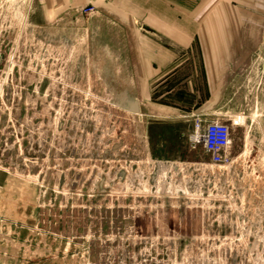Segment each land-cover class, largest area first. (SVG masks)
<instances>
[{
    "label": "rangeland",
    "instance_id": "obj_1",
    "mask_svg": "<svg viewBox=\"0 0 264 264\" xmlns=\"http://www.w3.org/2000/svg\"><path fill=\"white\" fill-rule=\"evenodd\" d=\"M45 7L0 0V264H264V0L191 16L148 97L123 94L96 9ZM199 121L229 127L228 163Z\"/></svg>",
    "mask_w": 264,
    "mask_h": 264
},
{
    "label": "crops",
    "instance_id": "obj_2",
    "mask_svg": "<svg viewBox=\"0 0 264 264\" xmlns=\"http://www.w3.org/2000/svg\"><path fill=\"white\" fill-rule=\"evenodd\" d=\"M215 1L224 0H56L61 7L44 12L72 17L94 7L89 28L108 53L109 70L123 94L148 97L175 71L177 53L195 38L190 17L207 13Z\"/></svg>",
    "mask_w": 264,
    "mask_h": 264
},
{
    "label": "built area",
    "instance_id": "obj_3",
    "mask_svg": "<svg viewBox=\"0 0 264 264\" xmlns=\"http://www.w3.org/2000/svg\"><path fill=\"white\" fill-rule=\"evenodd\" d=\"M95 12L94 7H85L82 13L90 15ZM199 123L195 124L194 133L190 136V143L195 147L200 145L205 153L210 155L212 164L228 163L229 147H230V129L227 125L221 124L218 121L206 122L200 131Z\"/></svg>",
    "mask_w": 264,
    "mask_h": 264
},
{
    "label": "water",
    "instance_id": "obj_4",
    "mask_svg": "<svg viewBox=\"0 0 264 264\" xmlns=\"http://www.w3.org/2000/svg\"><path fill=\"white\" fill-rule=\"evenodd\" d=\"M127 109L132 113H137L139 111L138 103L136 100L130 102L127 106Z\"/></svg>",
    "mask_w": 264,
    "mask_h": 264
}]
</instances>
